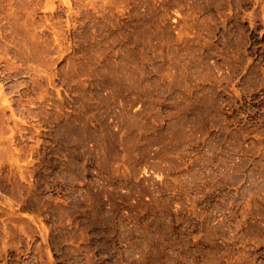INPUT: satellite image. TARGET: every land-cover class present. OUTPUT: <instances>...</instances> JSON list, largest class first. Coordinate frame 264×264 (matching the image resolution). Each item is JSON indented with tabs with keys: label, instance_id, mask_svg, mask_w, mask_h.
<instances>
[{
	"label": "rangeland",
	"instance_id": "374dc122",
	"mask_svg": "<svg viewBox=\"0 0 264 264\" xmlns=\"http://www.w3.org/2000/svg\"><path fill=\"white\" fill-rule=\"evenodd\" d=\"M0 264H264V0H0Z\"/></svg>",
	"mask_w": 264,
	"mask_h": 264
}]
</instances>
